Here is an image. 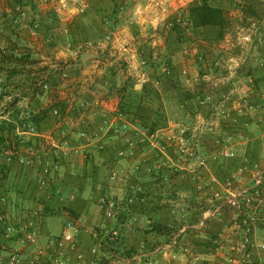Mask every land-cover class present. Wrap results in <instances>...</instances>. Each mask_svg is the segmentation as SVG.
I'll return each mask as SVG.
<instances>
[{
  "label": "crops",
  "instance_id": "0c3cea01",
  "mask_svg": "<svg viewBox=\"0 0 264 264\" xmlns=\"http://www.w3.org/2000/svg\"><path fill=\"white\" fill-rule=\"evenodd\" d=\"M107 2L67 1L70 6H86L88 13L81 15L73 7L34 22L35 40L43 41L33 46L39 62L15 75V106L4 123L5 130L18 136L16 147L21 153L39 156L42 163L36 159L22 164L6 155L0 160L4 198L0 205L18 229L17 235L3 234L0 264H15L11 262L15 252L21 255L18 264H53L57 241L68 221L80 228L77 248L67 244L64 249L74 264H148L149 260L155 264H264V251L258 246L264 236L263 223L252 231L236 230V210L228 204L231 190L254 186L252 168L242 169L246 161L259 166L264 188V110L244 117L249 124L238 133L234 149L240 155L230 160L232 171L214 160L195 169L190 187L173 177V183L179 184L173 186L174 194L167 192L165 146L160 138L168 132L159 129L153 142L150 133L146 137L136 126L134 113L127 115L130 130L124 134L118 130V114L125 109L123 88L137 77L149 80L151 76L147 66L141 65L145 63L141 38L128 25H111L104 16ZM129 137L135 145L128 143ZM139 137L143 142L137 141ZM212 143L205 140L209 145L205 151L222 153V145L214 149ZM43 163L57 166L45 187L39 181ZM123 167L129 169L125 180L129 186L108 185L109 172ZM133 167L142 169L141 173ZM107 195L123 199L116 216H108L101 203ZM167 195L187 197L182 199L189 203L180 208L167 205ZM171 210L174 219L186 218L175 246L169 244L176 236L149 231L152 222L165 224ZM31 224L39 234L37 243L25 240L22 232ZM107 225L121 230L113 249L107 246L103 231ZM246 238L250 243L245 253L234 249Z\"/></svg>",
  "mask_w": 264,
  "mask_h": 264
},
{
  "label": "rangeland",
  "instance_id": "374dc122",
  "mask_svg": "<svg viewBox=\"0 0 264 264\" xmlns=\"http://www.w3.org/2000/svg\"><path fill=\"white\" fill-rule=\"evenodd\" d=\"M67 1L72 4L78 2L0 0V136L4 138V141L0 139V160L4 157L3 147L17 146L18 136L11 135V130H5L7 126L4 123V118L11 115L15 106V75L26 69V65H37L35 63L40 58L33 51V46L37 45L36 35L32 33L34 22L43 15H62L67 8L72 11L73 7H77L81 15L88 13L86 6H70ZM107 1L104 16L110 20L111 25H128L134 35L141 38L139 49L145 61L141 65L147 66L149 77L151 76L149 80L144 76L137 77L129 87L138 83L135 86L138 90L145 86L151 92L158 91L161 97L160 100L152 97L155 103L153 106L157 107L160 101L165 106L168 121L160 129L168 133L163 135L164 139L160 138V143L163 142V147L165 146L167 192L174 194L173 186L179 184L173 183V177L188 182L186 186L190 187L195 169L207 166L214 160L219 162L220 167L226 164L232 171L233 164H230V160L236 158L237 154L238 157L240 155L234 149L240 139L238 133L249 124L244 117L250 116L251 112L264 110V0H209L210 4L224 10L227 24L223 37L219 36L217 26L196 28L188 21L189 6L198 0ZM37 42L41 44L43 41ZM169 71L178 75L182 86L195 95L188 105L180 104L175 91L164 92L163 88H167V84L160 83L161 76ZM125 116L128 121L127 115ZM136 126L143 129L139 124ZM145 130L147 135H153L155 142L159 129L154 132ZM137 139L138 142H143L141 137ZM205 140L213 142L214 149L222 145V153L215 150L207 153L205 145H209L204 144ZM191 150L205 157L204 165H200L195 157L189 155L188 151ZM226 150L235 152V156H226ZM157 158L155 155L154 159ZM245 163L246 167L242 169L249 167L260 170L256 163ZM133 168L141 173L142 169L137 171L136 167ZM127 170L129 172L124 167L113 168L108 175V185L123 189L129 186L125 182L128 179ZM114 171L119 173L118 180L111 178ZM186 191L189 192L190 188ZM182 198L187 197L174 198L169 195L166 204L185 207L189 199ZM111 202L114 207L110 208ZM120 202L123 199H115L109 195L101 198L106 213L113 208L118 214ZM173 215L171 210L165 223L169 231H174L172 238L179 234L186 222L184 216L174 219ZM105 228L113 229L107 225L103 231ZM17 230V225L8 220V217L0 221V241L4 238L3 234L17 235ZM117 231L121 237V230ZM178 239L180 240V236Z\"/></svg>",
  "mask_w": 264,
  "mask_h": 264
},
{
  "label": "built area",
  "instance_id": "2783aa9c",
  "mask_svg": "<svg viewBox=\"0 0 264 264\" xmlns=\"http://www.w3.org/2000/svg\"><path fill=\"white\" fill-rule=\"evenodd\" d=\"M121 123L119 125V131L122 132H128L130 128L129 120L127 121L125 114L119 112L118 114ZM144 136L147 135V132L145 128L142 129ZM184 131V130H183ZM151 136H153L151 134ZM128 143L130 145H134V141L130 139V137L127 139ZM184 150V149H183ZM3 154L8 157L9 160H13L15 157L18 158V160L22 164H32L33 161L37 159V161L42 163L41 158L37 157H26L24 156L19 148L17 147H3L2 149ZM185 151V150H184ZM189 155L195 157L197 160V163L200 165H204L206 162V159L204 156L199 154L195 151H188ZM226 156H235V152L226 150L225 152ZM188 158H186L187 160ZM57 166H51L50 164L43 163L42 164V173L41 177L39 179L40 184L42 187H45L48 182L49 178L52 174V171ZM257 167V165H255ZM261 170H253V179H254V186L252 187H241L236 188L230 191V197L228 198V204L233 207L236 210V216L234 219V228L238 231H252L254 228H256L261 222L264 225V188H263V176L260 173ZM112 180H118L119 179V173L117 171L112 172L111 175ZM228 184H231L228 182ZM215 195L217 197H220L222 193L220 191L215 192ZM105 201V200H104ZM110 208L114 207V203L111 202ZM219 209L216 208V211ZM259 212L261 215H259ZM108 216H116L115 210L109 209ZM7 218L6 212L4 209H0V221H4ZM22 232L24 234L25 240H27L30 243H37L38 241V232L35 229V227L31 224L30 228H23ZM80 232V228L77 224H75L73 221H68L65 225L62 234L60 236V239L57 241V251L54 255L53 264H74L70 261L69 256L65 255V247L68 244L71 249L75 250L78 246V234ZM104 234L106 237H108L110 240L114 241L118 238L119 232L117 229H107L105 228ZM178 242V236L173 238L172 242L169 244L170 246H175ZM249 243L250 239L246 238L243 241H240L238 245L234 248L236 250L246 252L249 249ZM259 248L264 251V236L260 240L258 244ZM96 251V249H94ZM234 258H231V261ZM21 260V255L18 252H15L11 255V262L18 264ZM77 264V263H75ZM148 264H155L154 260H149Z\"/></svg>",
  "mask_w": 264,
  "mask_h": 264
},
{
  "label": "trees",
  "instance_id": "16d2710c",
  "mask_svg": "<svg viewBox=\"0 0 264 264\" xmlns=\"http://www.w3.org/2000/svg\"><path fill=\"white\" fill-rule=\"evenodd\" d=\"M188 21L196 28L207 25L217 26L219 27L220 37H223L227 24L223 8L210 4L209 0H198L190 4ZM160 83L167 84V88H163L165 93L171 90L177 93L180 104L185 103L188 105V103L195 98L192 91L182 86L179 76L170 71L161 76ZM123 91L125 92L123 97L125 109L123 107L120 111L121 113L125 115L134 113L138 120L137 123L150 132H154L167 125L168 117L163 102L160 101L157 107L153 106L155 103L152 97L160 100L161 94L158 91L155 93L151 92L145 86L138 90L135 88V85L131 88H123ZM0 139L4 141L3 136H0ZM0 171L3 172V168H0ZM0 201L4 203V198L1 197ZM1 205L0 209H4ZM149 231L166 236H172L174 232L171 230L169 231L167 225L159 221L152 222L149 225ZM120 239V236H118L116 240L112 241L106 237V240L110 241L107 243L109 249L115 248L114 246L117 242H120Z\"/></svg>",
  "mask_w": 264,
  "mask_h": 264
}]
</instances>
